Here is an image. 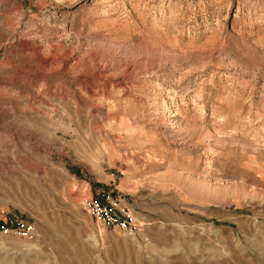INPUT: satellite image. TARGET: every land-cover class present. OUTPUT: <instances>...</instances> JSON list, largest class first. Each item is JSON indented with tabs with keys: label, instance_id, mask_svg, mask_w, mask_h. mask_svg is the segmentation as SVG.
Segmentation results:
<instances>
[{
	"label": "rangeland",
	"instance_id": "1",
	"mask_svg": "<svg viewBox=\"0 0 264 264\" xmlns=\"http://www.w3.org/2000/svg\"><path fill=\"white\" fill-rule=\"evenodd\" d=\"M17 220L0 264H264V0H0Z\"/></svg>",
	"mask_w": 264,
	"mask_h": 264
},
{
	"label": "built area",
	"instance_id": "2",
	"mask_svg": "<svg viewBox=\"0 0 264 264\" xmlns=\"http://www.w3.org/2000/svg\"><path fill=\"white\" fill-rule=\"evenodd\" d=\"M82 206L88 214L102 222L122 230L130 229L129 216L122 213L119 214L116 202L110 193H102L94 198L87 197L82 201ZM0 229L4 233L13 232L26 238H33L35 235L34 225L24 220H17L10 226L6 222L0 223Z\"/></svg>",
	"mask_w": 264,
	"mask_h": 264
}]
</instances>
